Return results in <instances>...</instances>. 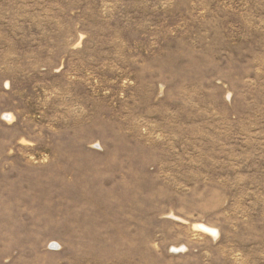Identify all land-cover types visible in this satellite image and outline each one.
Here are the masks:
<instances>
[{
    "label": "rangeland",
    "instance_id": "1",
    "mask_svg": "<svg viewBox=\"0 0 264 264\" xmlns=\"http://www.w3.org/2000/svg\"><path fill=\"white\" fill-rule=\"evenodd\" d=\"M0 264H264V0H0Z\"/></svg>",
    "mask_w": 264,
    "mask_h": 264
}]
</instances>
